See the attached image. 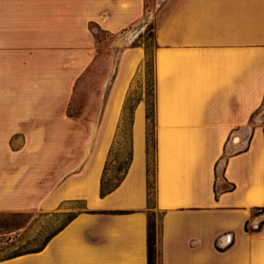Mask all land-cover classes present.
<instances>
[{
    "label": "crops",
    "instance_id": "0c3cea01",
    "mask_svg": "<svg viewBox=\"0 0 264 264\" xmlns=\"http://www.w3.org/2000/svg\"><path fill=\"white\" fill-rule=\"evenodd\" d=\"M170 3L0 0V218L87 208L40 251L0 264H147L144 47L119 52L85 121L68 109L95 61L92 27L120 32ZM154 43L158 263L264 264V0H175ZM134 86L132 160L101 197Z\"/></svg>",
    "mask_w": 264,
    "mask_h": 264
},
{
    "label": "rangeland",
    "instance_id": "374dc122",
    "mask_svg": "<svg viewBox=\"0 0 264 264\" xmlns=\"http://www.w3.org/2000/svg\"><path fill=\"white\" fill-rule=\"evenodd\" d=\"M171 3L158 9H147L145 16L137 24L120 32H108L98 27H92L96 33V57L89 69H86L79 78L73 99L69 105L68 113L78 117L81 122L87 119L88 100L92 99V108L97 106L103 96L105 85L111 80L115 62L119 52L126 46H143L146 58H149L146 72L149 73V82L153 86V49L154 38L157 27L166 18ZM148 4V3H147ZM148 54V56H147ZM136 85V84H135ZM146 91V82H145ZM149 97L153 98V93ZM132 100L139 98L136 86L132 90ZM126 133V132H124ZM124 133L121 136H125ZM120 137L119 142H124ZM117 148L120 146L117 145ZM154 158V157H153ZM117 163H111V171ZM111 175V173H109ZM83 202H69L63 204L59 209L53 211L31 210L24 212H6L1 214L0 225V259L6 258L16 252L32 250L38 247L41 242L55 229L63 224L69 217L81 210H86ZM156 224L159 225L161 212L156 206L151 210Z\"/></svg>",
    "mask_w": 264,
    "mask_h": 264
},
{
    "label": "trees",
    "instance_id": "16d2710c",
    "mask_svg": "<svg viewBox=\"0 0 264 264\" xmlns=\"http://www.w3.org/2000/svg\"><path fill=\"white\" fill-rule=\"evenodd\" d=\"M148 56V54H147ZM149 58L147 57L145 65L148 67ZM153 61V58L151 62ZM154 65V63H153ZM153 93V98L150 100L149 97ZM132 92L126 97L123 112L121 115L120 122L117 127V132L114 141L109 149L107 160L104 165L103 173L100 179V196H104L107 193L114 190L125 177L127 170L132 160V147H131V123H132V112L135 106L136 100H132ZM146 146H147V264H159L157 260V233L160 226L156 224L153 218L154 213L151 211L154 205L156 206V189H155V150H156V139H155V91H154V67H153V86L149 82V73L146 72ZM126 132V133H124ZM124 133L125 136H121ZM120 137H124V142H119ZM120 147L117 148L116 146ZM154 157V158H153ZM117 163V166L111 171V163ZM111 173V175L109 174ZM258 211H264V208H257L255 213ZM76 213L69 217L61 226L55 229L41 242V244L32 250L23 252H16L6 258L15 257L21 254L29 252L40 251L46 243L59 232L64 226H66L74 217ZM264 223V219L254 228L257 230ZM1 225V218H0ZM245 229L249 230L247 224ZM221 250L220 248H218ZM5 259V258H3Z\"/></svg>",
    "mask_w": 264,
    "mask_h": 264
}]
</instances>
